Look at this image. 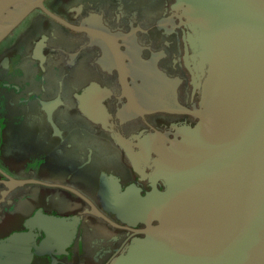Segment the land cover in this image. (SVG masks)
Returning a JSON list of instances; mask_svg holds the SVG:
<instances>
[{
    "label": "flooded vegetation",
    "instance_id": "1",
    "mask_svg": "<svg viewBox=\"0 0 264 264\" xmlns=\"http://www.w3.org/2000/svg\"><path fill=\"white\" fill-rule=\"evenodd\" d=\"M202 1L43 0L0 41V264H114L158 224L137 218L198 123Z\"/></svg>",
    "mask_w": 264,
    "mask_h": 264
},
{
    "label": "water",
    "instance_id": "2",
    "mask_svg": "<svg viewBox=\"0 0 264 264\" xmlns=\"http://www.w3.org/2000/svg\"><path fill=\"white\" fill-rule=\"evenodd\" d=\"M42 2L0 0V41ZM197 8L196 58L207 73L198 123L155 153L152 176L165 191L137 219L158 224L114 264H264V0Z\"/></svg>",
    "mask_w": 264,
    "mask_h": 264
}]
</instances>
